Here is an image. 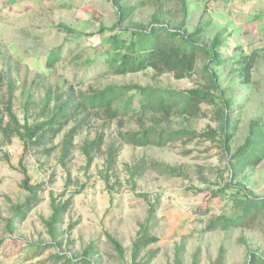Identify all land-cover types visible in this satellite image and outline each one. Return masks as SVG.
<instances>
[{"label": "rangeland", "instance_id": "obj_1", "mask_svg": "<svg viewBox=\"0 0 264 264\" xmlns=\"http://www.w3.org/2000/svg\"><path fill=\"white\" fill-rule=\"evenodd\" d=\"M123 4L135 6L121 25L129 29L124 37L135 25L151 24L181 30L185 36L197 32L194 39L206 45L217 37L223 64L211 65L200 57L193 75L181 80L172 74L156 76L151 69L114 75L105 51L115 32L99 31L117 21L112 0H0V264H65L66 258L83 264L80 258L89 245L94 246L92 264H132V243L150 205L154 211L148 235L158 241L141 249L138 263L250 264V253L264 258V209L245 226L208 228L218 215L234 214L239 184L252 196L264 197V161L233 177L227 167L243 145L249 123L264 120V0H126ZM58 47L60 60L47 68L48 55ZM253 52L258 55L247 83L242 57ZM209 72L217 76L221 100L232 104L225 128L231 138L224 143L222 103L216 109L203 106L193 117L174 113L164 118L138 108L116 119L97 109L82 113L65 156L62 141L77 122L66 125L52 141L31 145L25 154L18 137L7 140L1 131L9 121L8 84L14 87L13 114L20 124L33 126L49 120L55 106L67 97L78 101L83 94L107 86L206 89ZM131 96L127 94L114 108ZM146 129L165 135L186 130L193 135L162 146L123 142V134ZM97 137L100 149L92 151L88 163L83 146ZM163 167L177 171L168 175ZM23 168L30 184L40 187L37 203L21 216L15 214L16 207L28 197L22 188ZM52 199L70 201L53 236L46 227ZM108 236L122 247L121 257Z\"/></svg>", "mask_w": 264, "mask_h": 264}, {"label": "trees", "instance_id": "obj_2", "mask_svg": "<svg viewBox=\"0 0 264 264\" xmlns=\"http://www.w3.org/2000/svg\"><path fill=\"white\" fill-rule=\"evenodd\" d=\"M114 6L117 7V21L110 28L100 27V33L105 30L113 34L110 38V44L105 51L106 64L110 72L114 75H126L143 72L151 69L156 76L163 74H172L176 79L190 78L196 70V66L200 57H206L209 64L220 66L223 64L222 56L218 50L220 40L215 37L210 45L199 43L194 39L196 33L185 36L181 30H170L166 26L159 24H151L148 28L141 25H135L130 31L128 38L123 36V32L127 33L129 29L122 27L135 10L134 5L127 6L123 4L126 0H112ZM60 29L65 32L72 33V30L66 26L60 25ZM118 31V32H116ZM257 53L242 57L241 71L245 77V82L249 83L250 71L257 58ZM61 48H56L50 52L46 59V67L52 68L55 63L60 60ZM208 72V66L203 68ZM209 86L206 89H191L185 92L174 90H158L156 88L142 87L139 85L125 86H107L102 90L94 91L89 95H82L81 99L76 101L71 97H67L55 106V111L46 122L29 126L27 123L20 124L16 116L12 112L13 85L8 84V92L5 100L6 114L8 116V124L1 127L4 137L10 140L12 137H18L22 141L23 154L31 145H43L50 140L55 139L63 128L71 122H77L65 135L62 141V154L65 156L71 145L74 135L77 132L79 120L78 117L82 113L94 110H100L106 114L109 119H116L126 116L129 112L135 111L137 108L142 112L151 110L164 118L171 117L174 113L188 116H198L203 106L218 108L223 104L221 111V127L220 131L223 135V143L231 138L225 128L227 125V111L232 104L228 100L222 99V91L217 85L216 74L209 72ZM131 93L122 106L114 108L115 105L122 100L127 94ZM49 96H47L48 100ZM137 98V99H136ZM136 99V100H135ZM193 134L186 130H178L169 132H155L151 129L142 130L140 132H129L123 134L122 139L125 144L146 147L149 145L162 146L164 144L191 137ZM101 138L86 141L83 146V152L88 163L92 161L91 153L100 149ZM113 149L110 150L108 161L113 159ZM229 154V148H226ZM23 155L20 158L22 162ZM264 161V120H253L248 125L247 136L242 146L238 147L235 153L230 157L228 169L231 177L246 167H257ZM163 173L173 175L177 171L176 168L163 167ZM22 173L24 179L22 188L28 193L24 204L16 207L15 214L24 216L26 211L30 210L36 203V191L40 184L31 185L26 170L23 168ZM234 197V207L236 211L230 217L224 214L218 215L212 220L208 226L210 230L217 228L229 229L247 225L254 221L259 213L264 209V197H254L249 194L245 187L238 185V190ZM70 201L55 203L52 199V213L46 227L50 235L53 236L56 226L60 223L61 217L69 207ZM154 211V206L150 205L148 210V218L141 225L137 239L132 243V264L138 263L137 258L144 247L158 241L157 238L148 235V222ZM11 225V223H10ZM109 241L115 247L116 252L121 257L123 250L120 244L111 236ZM94 246L89 245L83 252L80 261L83 264H92L89 256L93 253ZM177 253V259H178ZM57 257L59 255L57 254ZM60 258V257H59ZM73 259L66 258L65 264H73ZM180 264V263H178ZM250 264H264V258L258 257L255 253H250Z\"/></svg>", "mask_w": 264, "mask_h": 264}]
</instances>
